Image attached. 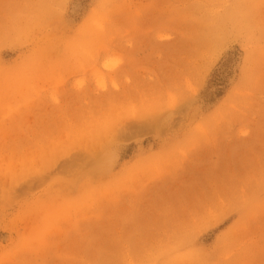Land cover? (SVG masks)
Listing matches in <instances>:
<instances>
[{"label":"rangeland","instance_id":"obj_1","mask_svg":"<svg viewBox=\"0 0 264 264\" xmlns=\"http://www.w3.org/2000/svg\"><path fill=\"white\" fill-rule=\"evenodd\" d=\"M0 264H264V0H0Z\"/></svg>","mask_w":264,"mask_h":264}]
</instances>
